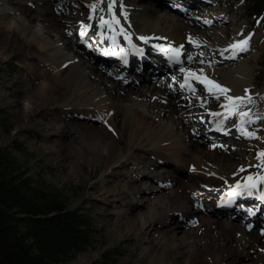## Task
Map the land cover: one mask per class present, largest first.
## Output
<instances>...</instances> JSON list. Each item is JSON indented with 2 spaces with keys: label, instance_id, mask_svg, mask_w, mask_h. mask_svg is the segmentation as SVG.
<instances>
[{
  "label": "bare ground",
  "instance_id": "1",
  "mask_svg": "<svg viewBox=\"0 0 264 264\" xmlns=\"http://www.w3.org/2000/svg\"><path fill=\"white\" fill-rule=\"evenodd\" d=\"M32 1L35 3L32 2L29 6L21 1L0 0V58L12 55L13 48L20 43V49L39 60L38 69L32 73L37 85L33 87L32 82H28V88L33 89L22 88L23 94L14 101L18 107L25 109L32 108L35 103L38 113L44 108L59 111L57 118L50 120L48 124L43 119H36L34 122L27 119L25 123L38 124L48 135L53 136L52 149H64L66 155L72 157L73 167L79 165L81 158L106 159L107 171L114 170L117 174L124 165L130 166L125 172L124 181L131 186L128 187L125 182L128 189L120 191L121 196L127 194L122 200L125 202L115 214L119 218L127 214L133 228L146 231L150 229L151 239L147 238L149 243L143 247L144 254L149 256V264H264V230L252 229L247 232L245 228L248 218L255 223L264 222L263 204L247 199L250 196L247 193L235 196L230 194L237 184L243 186L249 176L264 175V167H257L260 160L252 154L246 159L240 160L239 156L235 158L234 153H231L235 149H226L230 145L228 143L219 142L215 146L205 147L196 141L198 135L193 128L188 127L189 121L186 120L183 127V119L180 117L184 109L193 111L192 107L200 103L202 110L197 112L201 114L195 115L203 132L207 130V133H217L219 130L217 139L222 141L220 139L234 131L239 137L249 139L250 145L256 143L259 152L264 151V87L254 92L249 91V67L237 65L238 62L235 63L228 56L233 55L234 50L223 48V44L247 38L249 42L247 49L243 51L245 53L250 47L254 48L250 42H255L257 36L247 35L232 41L230 39L229 42H211L207 37L220 39L224 32L221 28L223 24L213 25L194 34L201 29L195 27L189 32V28L180 25L179 19L158 6L139 9L138 0H116L112 13L119 19V24L113 25L112 30L106 25L101 27L99 23L100 17L112 18L104 0H84L86 7L81 5V0ZM92 4L97 5L95 11L90 7ZM80 7L86 9L83 10V17H80L83 18L81 21L73 14ZM168 8L170 11L173 8L178 10L175 5ZM71 9L74 12L71 13ZM193 9L195 10L189 11L191 15L202 14L194 17L205 20L204 17L208 16L199 9ZM56 11L66 17L65 22ZM211 23L213 20L204 27ZM88 25L108 33L106 40H102L105 46H111L109 39L113 35L118 36L119 47L128 46L124 36L131 35L135 50L130 45L126 59L125 55L118 53L123 58L114 59V79L106 76L108 71L100 65H107L110 61L108 56L114 51H108L109 55L96 54L98 46L103 45L90 44L86 40L90 27L85 26ZM48 26L51 29H47ZM121 28L124 29L123 33L120 32ZM66 29L79 37V42L74 43ZM139 37H146L148 40L145 42ZM189 37L195 43L190 42ZM202 42L209 45H202ZM153 43L165 48L169 45H183V55L179 62L171 61L172 65L179 68L173 73L177 88L158 92L145 85L146 89L143 86H134L132 89L123 82H117L119 72L125 68L132 70L138 64L147 71L150 62L164 58L161 56L163 54L169 57ZM214 44L219 47L216 48ZM69 45L74 48L83 45L88 52L92 51L94 54L91 52L92 55H89L87 51L79 52L74 48L70 50ZM142 45L145 50H141ZM214 52L229 57L228 65L216 66L209 56ZM240 52L236 51L234 56ZM150 53L153 54L152 58L145 60ZM133 55L135 57L131 58ZM203 56L207 57L208 66H197L194 60ZM164 59L163 65L166 66L167 60ZM162 61L159 59L157 62L161 64ZM181 67L186 70L184 73L180 71ZM226 67L230 69H223ZM213 69L214 72L210 73ZM164 70L169 68L166 66ZM187 72H194L202 79L207 77L229 89L226 95L251 96L252 103L242 105L239 111L250 113V116L243 118V128L254 132L255 136L249 137L242 133L240 116L228 115L222 107L228 103L224 96H220V102L214 104L213 98L218 92L207 91L208 95L205 96L194 92L200 84L207 90L205 83L189 77L192 87L186 85L181 88ZM166 80L168 82L165 84L171 81L169 78ZM10 89L11 92H20L18 86H11ZM181 89L190 93L191 100L195 99L197 102L184 103L180 100L182 96L177 95ZM116 96L120 99H116ZM257 116L261 118L258 119ZM249 120L250 123L247 122ZM109 126L113 129L109 130ZM63 138L65 143L61 141ZM218 148H224L222 155L216 154ZM238 151H235L237 155L242 156ZM161 168H164L163 172ZM143 179L152 183L146 185L147 183L141 182ZM242 179L244 181L240 182ZM221 180L223 182L220 183ZM170 182L172 184L169 185ZM165 187H169L170 191L165 192ZM255 190L256 198L258 195L261 197L264 182L258 183ZM130 196L131 199L128 198ZM244 198L245 205L242 202ZM229 200L236 202L230 203ZM217 211L223 214L220 215ZM233 216L237 219H232ZM184 223L188 225L186 229L182 228ZM248 258L252 260L246 262Z\"/></svg>",
  "mask_w": 264,
  "mask_h": 264
},
{
  "label": "rangeland",
  "instance_id": "2",
  "mask_svg": "<svg viewBox=\"0 0 264 264\" xmlns=\"http://www.w3.org/2000/svg\"><path fill=\"white\" fill-rule=\"evenodd\" d=\"M16 1H21L29 6L30 3H35L32 0ZM81 1L83 2H81V5L86 7V2L84 0ZM124 1L126 2L127 0ZM138 1V6L141 7L140 9H143L144 7L151 9L153 6H158L163 9L164 12L167 13L168 11L176 19H179L180 25L189 28V32L194 30L195 27H199L201 30H198L194 34L199 33L205 28H209L213 25L223 24L221 28L224 29V32L222 33L220 39H217L214 36H212V38L210 36L207 37L211 42H215L217 40L229 42L230 39L232 41L234 38H243V36L247 35L257 36L255 42L253 40L250 42L254 48L250 47L247 52L244 53L241 51L236 56L231 54H228V56L235 63L238 62L237 65L249 67V74L251 76V82L247 84L249 91L254 92L256 89L264 87V67L262 65V57L264 56V17L258 23H255V21L251 19L247 13L246 7L244 8L243 2H239V0H221L218 4V9L225 11V14L217 13L216 15L224 17V20H218V23H216L217 19L215 18L201 20L200 18L191 15L189 12L190 8L198 7L197 4H191V2L188 5L178 8L177 11L173 8L171 12L168 6H177L178 4L182 5V3L179 1L176 2V0H159L158 3L155 4L153 1L156 0ZM208 4H210L209 1L204 2V5ZM33 9L35 10L34 5ZM84 9V7H80L76 9L75 12L74 9H71V13L73 11L74 16L78 18L77 20L81 21L83 18L80 19V17H83L82 15L84 14ZM133 10L135 11V9ZM60 11H56V13H58L59 17L62 18V21L65 22L66 17L60 15ZM35 12L39 13V10H36ZM225 18L227 19L225 20ZM212 20L213 23L204 27ZM205 21H208V23H205ZM75 27L78 28V26ZM75 27L74 29H76ZM46 28L51 29L49 26ZM66 31L69 32V38L72 39L74 43L79 42V37L73 35L70 29H66ZM235 31L237 34H235ZM239 41L240 40L223 44V48L231 49L229 46ZM202 45L206 46L209 44L202 42ZM214 45L216 48L219 47L217 44ZM20 48V43H17L15 49L13 48L12 55L0 58V110L2 111L0 114V121H5V124L0 123V146L9 148L16 156H18L25 167L29 170L30 174L36 178H44L52 188L60 191L64 196H66L71 207H79L83 211L89 212L96 227V245L94 248L79 254L76 260L73 261V264H97L108 252L113 254L112 256L118 264H149V256L144 254L143 247L149 243L147 238L151 239L149 234L150 229L146 231L144 229L138 230L133 228L130 226L127 214H123L122 218L117 217L115 214V211L121 208L122 203L125 202L122 200L127 195L124 194L121 196L120 191L127 190L128 185V187L131 186L129 182L124 181L126 178L125 172L127 171V168L129 170L130 166L124 165L121 168L122 170L120 169L117 174L114 170L107 171L106 159L81 158L79 165L75 168L71 163L72 157H68L64 149L60 147L52 149L51 146L54 143L53 136L48 135L47 132L38 124L27 125L25 123L27 119L33 122L36 119H43V122L48 124L50 120H55L57 118L59 111L56 109L50 110L48 108H44L40 111V113H38L35 103L32 108L29 109H25L24 107L20 108L16 105L14 100L20 98L23 94L22 88L26 87L27 89H33L28 88L26 85L28 82H32L33 87L37 85V83H35V77L32 73L38 69L39 63V60L28 56L24 49ZM68 48L73 50L74 47L69 45ZM74 49L79 50V52L87 51L86 47L83 45L75 47ZM88 54L92 55L91 52H88ZM184 55L186 56V54ZM211 61L218 67H225V65L227 66L229 63V59L218 55L212 56ZM194 63L197 66H208L207 57L204 56L197 57L194 60ZM95 64L98 65L97 62H95ZM185 64H187V61ZM136 68L134 71L130 70L127 76L123 77L122 82L127 85V87L133 89L134 86L141 87L145 85L147 88H155L154 90L158 92L164 89L155 85L154 82L153 73L156 71L157 66L152 67L151 70L148 71L149 73L144 72L142 74H140L139 68ZM105 69L106 72L108 71V74L103 71L106 76L109 75V77L111 76V78L114 79V75L109 74V72L114 73V68L111 65H108L105 66ZM223 69H230V67ZM214 70L215 69L210 70L209 72L213 73ZM145 77L148 78L144 80ZM160 81H163V79ZM166 81L167 80H164V82ZM11 86H18L20 92H11ZM146 87L143 86L144 89H146ZM194 92H199L203 96L208 95L205 86L202 84L197 85ZM179 96H182L180 100L184 103L197 102L195 99L191 100L192 96L190 93H185L182 89L178 92L177 97ZM115 98L120 99L118 96ZM220 100L221 97L217 99L216 96L213 98V103L218 104ZM198 105L192 107L193 111H191V109H184V113L181 112L180 116L181 119H183V127L186 120L189 121L188 127L190 129L193 128L196 135H198L196 141H199L208 148L219 144V142L228 143V145H230L226 149H228V151L234 149L235 151L236 149L237 151L239 150L238 152H240L242 156L237 155L235 151L231 153H234L235 158H238L239 156L240 158L238 159L240 160L241 158L246 159L247 156L251 154L255 158L258 157V154L260 153L259 146L256 143H254V145H250L251 143H249V139L239 137L234 131H230V135L226 136V138L220 139L222 141L216 139L217 133H211V137L209 135H203L204 132L200 129V126L196 121V119H198L196 115L199 116L201 114L197 111L202 110V105L200 103ZM111 113H113V110H111ZM260 124L262 126L263 122ZM108 129L112 130L113 127L109 126ZM184 130L188 131V129L185 128ZM234 134L237 136H232ZM257 135H260V131L257 132ZM61 141L64 142L65 139L63 138ZM223 149L224 148H218L216 154L222 155ZM171 169H173V164H171ZM163 171L164 168H161V172ZM244 179L240 182L244 181ZM125 182L126 185L128 183L126 187ZM141 182L144 184L147 183L146 185L152 183V181H148L147 179H143ZM221 182L223 181L221 180L220 183ZM170 184H172V182H170L169 185ZM163 189L165 192L170 191L169 187H165ZM128 198L131 199V196ZM219 214L221 215L223 213ZM226 216L229 217V215ZM251 220V218H248V220L245 221V228L247 232L252 231V229L254 231L264 230V222L259 224ZM193 221L194 220H192V222ZM187 226L188 225L184 223L182 228L186 229ZM148 228L149 227H147V229ZM181 235H184V233L181 232ZM262 239L264 240V237ZM251 260L252 258H248L245 261L249 262Z\"/></svg>",
  "mask_w": 264,
  "mask_h": 264
},
{
  "label": "trees",
  "instance_id": "3",
  "mask_svg": "<svg viewBox=\"0 0 264 264\" xmlns=\"http://www.w3.org/2000/svg\"><path fill=\"white\" fill-rule=\"evenodd\" d=\"M244 1L249 16L264 15V0ZM95 240L89 212L71 207L66 196L0 146V264H73ZM112 255L97 264H118Z\"/></svg>",
  "mask_w": 264,
  "mask_h": 264
},
{
  "label": "snow or ice",
  "instance_id": "4",
  "mask_svg": "<svg viewBox=\"0 0 264 264\" xmlns=\"http://www.w3.org/2000/svg\"><path fill=\"white\" fill-rule=\"evenodd\" d=\"M99 2V0H98ZM104 2H106L107 4V9L109 11V13H112V9L114 4L116 3V0H104ZM90 7L93 9V11L96 10L97 5L96 4H92L90 5ZM101 11H103V9H101ZM126 16V13H125ZM92 17H90L91 19ZM100 26H107L109 30L113 29V25L119 24V19L116 18L115 14L112 13V18L110 20H106L103 17H100L99 20ZM205 23H208V21H205ZM85 27H90V25L85 26ZM120 32L123 33L124 29L121 28ZM83 35V33H82ZM101 35H103V33H101ZM124 38L128 41L129 45H132L133 49L135 50V45L132 44V40H131V35L130 34H125ZM113 42L115 43V37H112ZM139 39L144 40L145 42H147L148 38L146 37H139ZM190 42L195 43L194 40H192L191 37H189ZM248 39H244L241 40L237 43L231 44L229 47L231 49H233V55L236 54V51H245L247 49L248 46ZM198 46V45H197ZM155 47L159 48L161 52H164L166 55L169 56L170 60H172L173 62H179L180 60V56H181V50L183 48V45H180L179 47H172L171 45H169L167 48H165L163 45H156ZM123 51V50H122ZM189 59H191V57H188ZM180 71L182 73H184L186 70L181 67ZM189 77L200 81L201 83H205L206 87H207V91L209 93H214V92H218L217 94V99L220 98V96H224V99L226 101H228V103L223 104L222 107L226 110V112L228 113V115H238L241 117V131L244 135H247L249 137L255 136L254 132H248L243 128V124L245 123V120L243 119L244 117H248L250 116L249 112H244V111H239V109L241 108L242 105L248 104V103H252V97L249 95H245V96H229L226 95V93H228L230 90L227 88L222 87L221 85L217 84L214 81L208 80L207 77H204L203 79L201 78L200 75H197L194 72H187L186 76H185V82L183 84L180 85L181 88H184L186 85L191 88L192 85L189 83ZM211 85V86H209ZM246 92L248 90H245ZM213 115H220V113H213ZM258 119H260V116H257ZM247 122H251L250 120ZM260 160V164L257 165V167H264V151H261L258 154L257 157ZM244 169L242 168L241 171H243ZM249 183L241 186L240 184L236 185V189L233 190L232 193H230L231 195L235 196V195H243L245 193H247L248 195H252L253 194V190L257 188L258 183H262L264 182V175H259L257 174L256 177L253 176H249L248 178ZM237 189H239V191H237ZM261 199H264V193L261 194Z\"/></svg>",
  "mask_w": 264,
  "mask_h": 264
}]
</instances>
